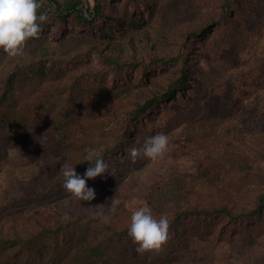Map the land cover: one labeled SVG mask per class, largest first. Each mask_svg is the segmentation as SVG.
I'll return each instance as SVG.
<instances>
[{
	"label": "rangeland",
	"instance_id": "obj_1",
	"mask_svg": "<svg viewBox=\"0 0 264 264\" xmlns=\"http://www.w3.org/2000/svg\"><path fill=\"white\" fill-rule=\"evenodd\" d=\"M39 2L41 36L0 50V264H264V0H97L87 23ZM159 132L165 157L133 160ZM92 148L110 169L80 201L61 166ZM145 202L170 221L159 251L127 233Z\"/></svg>",
	"mask_w": 264,
	"mask_h": 264
},
{
	"label": "clouds",
	"instance_id": "obj_2",
	"mask_svg": "<svg viewBox=\"0 0 264 264\" xmlns=\"http://www.w3.org/2000/svg\"><path fill=\"white\" fill-rule=\"evenodd\" d=\"M40 8L39 0H0V50L12 57L24 54L28 41L39 38L44 23L50 19L47 13L38 11ZM168 151L169 137L163 132L149 136L142 147H132L129 150L133 160L146 157L153 162L164 158ZM83 161H88L89 166L82 174L77 173L73 165L61 166L63 186L78 200L91 201L96 192L87 184L88 179L101 176L110 167L95 148L88 151ZM119 203V200H113L107 211L100 210L99 217L108 222ZM169 227L168 216L160 214L157 218L150 205L145 202L133 210L127 233L137 251H159L169 239Z\"/></svg>",
	"mask_w": 264,
	"mask_h": 264
},
{
	"label": "trees",
	"instance_id": "obj_3",
	"mask_svg": "<svg viewBox=\"0 0 264 264\" xmlns=\"http://www.w3.org/2000/svg\"><path fill=\"white\" fill-rule=\"evenodd\" d=\"M97 0H93V4L90 1H87L86 6L84 9H78L81 5L79 0H68L64 6L56 5L54 0H47V4L50 7H55V9L59 12L60 16L63 14V9L67 12L73 11L74 14L78 17V21L82 23H87L90 20V17L94 15L98 9V5L96 4ZM93 9V14L91 13ZM64 10V11H65ZM84 13L88 15V17H84ZM112 61H116V59H112ZM187 81V72L184 69H181L180 76L176 80H174L171 84H169L165 89L162 91L156 92L152 97L145 100L142 104H137L135 110L133 111V116L137 117L143 113H145L146 109L154 107L159 100H166L169 101L175 96V92L177 88H181L183 84ZM264 199V194L259 197L258 206L251 212L249 215H256L259 213L261 208V201Z\"/></svg>",
	"mask_w": 264,
	"mask_h": 264
}]
</instances>
